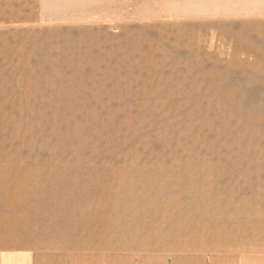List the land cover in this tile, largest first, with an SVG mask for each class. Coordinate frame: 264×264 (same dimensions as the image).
<instances>
[{
	"label": "rangeland",
	"instance_id": "1",
	"mask_svg": "<svg viewBox=\"0 0 264 264\" xmlns=\"http://www.w3.org/2000/svg\"><path fill=\"white\" fill-rule=\"evenodd\" d=\"M213 7L86 0L0 28V149L130 174L150 169L160 187L185 180L182 171L208 172L221 204L259 202L262 33L218 27L205 18ZM195 186L182 197L200 191Z\"/></svg>",
	"mask_w": 264,
	"mask_h": 264
},
{
	"label": "crops",
	"instance_id": "2",
	"mask_svg": "<svg viewBox=\"0 0 264 264\" xmlns=\"http://www.w3.org/2000/svg\"><path fill=\"white\" fill-rule=\"evenodd\" d=\"M200 2L214 6L205 18L218 27L260 29L264 54V0ZM81 3L0 0V28ZM45 153L0 149V264H264V170L255 181L259 202L231 208L208 172L182 171L185 180L160 187L150 169L62 164ZM195 185L200 191L182 197Z\"/></svg>",
	"mask_w": 264,
	"mask_h": 264
}]
</instances>
